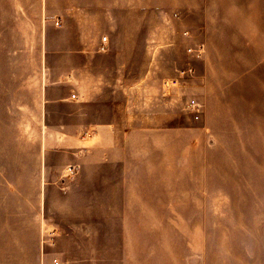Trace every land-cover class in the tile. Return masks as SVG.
<instances>
[{
    "label": "rangeland",
    "instance_id": "374dc122",
    "mask_svg": "<svg viewBox=\"0 0 264 264\" xmlns=\"http://www.w3.org/2000/svg\"><path fill=\"white\" fill-rule=\"evenodd\" d=\"M209 1L204 56L190 58L185 49L166 54L175 66L162 86L191 64L193 72L179 87L163 88L164 113L157 108L154 121L172 135L157 130L151 147L139 148L140 156H151L149 167L140 166L134 179L110 170L100 179L99 167L81 172L69 165L49 179L45 213L62 234L52 228L51 239L44 228L42 245L61 264H122L126 227L120 222L132 212L121 207L132 199L155 208L134 212L139 222L127 226L135 234L133 251L148 253L136 259L140 264H264V0ZM192 98L202 105L199 118L187 106ZM14 133L0 126V219L20 217L11 215L20 195L5 194L6 188L33 192L41 184L15 153ZM131 187L135 194L123 193ZM84 221L91 229L87 242L77 227Z\"/></svg>",
    "mask_w": 264,
    "mask_h": 264
},
{
    "label": "crops",
    "instance_id": "0c3cea01",
    "mask_svg": "<svg viewBox=\"0 0 264 264\" xmlns=\"http://www.w3.org/2000/svg\"><path fill=\"white\" fill-rule=\"evenodd\" d=\"M210 11L209 0H0V126L15 131V153L41 181L33 192L6 188L20 195L11 210L20 217L0 219V264H51L58 256L42 245L44 228L62 234L45 213L43 194L67 166L99 167L100 179L108 170L134 179L140 166L149 167L151 156L139 148L151 147L157 130L172 135L154 121L164 113V73L175 66L166 54L200 44L206 50ZM130 189L123 193L135 194ZM151 209L134 199L122 204L132 212L120 222L122 264H140L148 254L133 251L127 226L139 222L134 212ZM77 227L87 242L90 226Z\"/></svg>",
    "mask_w": 264,
    "mask_h": 264
},
{
    "label": "built area",
    "instance_id": "2783aa9c",
    "mask_svg": "<svg viewBox=\"0 0 264 264\" xmlns=\"http://www.w3.org/2000/svg\"><path fill=\"white\" fill-rule=\"evenodd\" d=\"M59 23V22H57ZM103 41H106L107 40V37L104 36L102 38ZM107 49V46L106 44H102L100 46V50H106ZM194 59H198V58H201V56L204 54V47L202 44L198 45V47H189L188 50H187ZM193 72V65H189L187 69H183V70H179V76L180 77H175V78H169L167 80L164 81L163 83V88L165 91H168V90H173L177 87H179V85L181 84V78L184 77L185 75H189V74H192ZM187 106L188 108H190V110H192L194 113H195V116L197 118H199V114H200V111H201V103L197 101L196 98H192L188 101L187 103ZM69 173L70 174H73L74 173V169L73 167H70L69 169ZM45 234L47 237L49 238H53L54 235L56 234V229H51V230H45ZM43 242L42 243H47V239H42ZM51 264H61V260L54 256L52 258V262Z\"/></svg>",
    "mask_w": 264,
    "mask_h": 264
}]
</instances>
